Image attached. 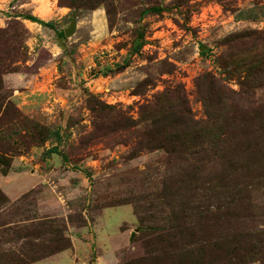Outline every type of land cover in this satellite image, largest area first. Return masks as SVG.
Segmentation results:
<instances>
[{
	"label": "rangeland",
	"instance_id": "374dc122",
	"mask_svg": "<svg viewBox=\"0 0 264 264\" xmlns=\"http://www.w3.org/2000/svg\"><path fill=\"white\" fill-rule=\"evenodd\" d=\"M0 264H264V0H0Z\"/></svg>",
	"mask_w": 264,
	"mask_h": 264
},
{
	"label": "trees",
	"instance_id": "16d2710c",
	"mask_svg": "<svg viewBox=\"0 0 264 264\" xmlns=\"http://www.w3.org/2000/svg\"><path fill=\"white\" fill-rule=\"evenodd\" d=\"M26 18L31 20V21L37 22V23H39V24H41L43 26L52 27V23L51 22L43 21L41 19L36 18L35 16L27 15ZM62 33H63V31L60 32V34H62ZM53 133H55V132H53Z\"/></svg>",
	"mask_w": 264,
	"mask_h": 264
},
{
	"label": "water",
	"instance_id": "95a60500",
	"mask_svg": "<svg viewBox=\"0 0 264 264\" xmlns=\"http://www.w3.org/2000/svg\"><path fill=\"white\" fill-rule=\"evenodd\" d=\"M74 28H75V19L73 18V19L70 21L69 26L66 27V28H64V30H63L64 35H65V36H68L70 33L73 32Z\"/></svg>",
	"mask_w": 264,
	"mask_h": 264
}]
</instances>
